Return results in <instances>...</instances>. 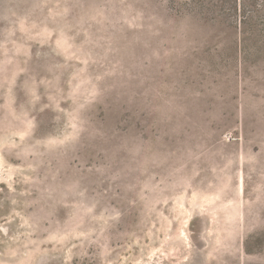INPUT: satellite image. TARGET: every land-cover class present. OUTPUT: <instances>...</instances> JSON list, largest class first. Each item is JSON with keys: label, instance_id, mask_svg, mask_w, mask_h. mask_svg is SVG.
<instances>
[{"label": "rangeland", "instance_id": "374dc122", "mask_svg": "<svg viewBox=\"0 0 264 264\" xmlns=\"http://www.w3.org/2000/svg\"><path fill=\"white\" fill-rule=\"evenodd\" d=\"M252 4L0 0V264H264Z\"/></svg>", "mask_w": 264, "mask_h": 264}, {"label": "trees", "instance_id": "16d2710c", "mask_svg": "<svg viewBox=\"0 0 264 264\" xmlns=\"http://www.w3.org/2000/svg\"><path fill=\"white\" fill-rule=\"evenodd\" d=\"M253 3V2H252ZM249 4H251V0H243V6H244V13H245V15H244V23H247V21H248V23L250 22V21H252V20H254V19H258L259 21H261L260 19L261 18H258L259 16L258 15H260L261 16V12L262 11H260V10H258V8H256V6H254V4H252V6L255 8L252 12H247V9H246V7L249 5ZM256 15V16H255ZM256 21V20H255Z\"/></svg>", "mask_w": 264, "mask_h": 264}]
</instances>
